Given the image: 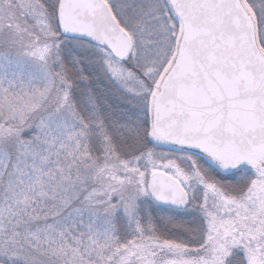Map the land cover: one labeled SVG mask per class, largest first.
I'll return each mask as SVG.
<instances>
[{
	"label": "snow or ice",
	"instance_id": "1",
	"mask_svg": "<svg viewBox=\"0 0 264 264\" xmlns=\"http://www.w3.org/2000/svg\"><path fill=\"white\" fill-rule=\"evenodd\" d=\"M0 264H264V0H0Z\"/></svg>",
	"mask_w": 264,
	"mask_h": 264
}]
</instances>
